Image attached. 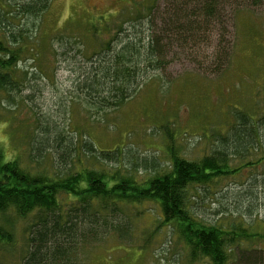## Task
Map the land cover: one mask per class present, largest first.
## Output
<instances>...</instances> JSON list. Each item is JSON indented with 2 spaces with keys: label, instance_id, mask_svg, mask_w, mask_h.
<instances>
[{
  "label": "rangeland",
  "instance_id": "obj_1",
  "mask_svg": "<svg viewBox=\"0 0 264 264\" xmlns=\"http://www.w3.org/2000/svg\"><path fill=\"white\" fill-rule=\"evenodd\" d=\"M31 1L0 0V10L10 12L6 19L12 21L11 30L25 31L29 48L37 45V51L18 65L21 93L16 96L17 106L0 94V144L7 157L17 159L22 167L50 176L66 170L69 165L59 159L60 146L54 140L57 128L68 139L82 132L86 142L92 139L99 150L116 154L106 161L98 152L83 151L74 159L78 171L119 170L143 182L170 172L174 156L200 161L219 150L222 140H233L238 114L254 121L264 118V3L238 12L229 22L234 28L226 40L233 43L234 51L221 73H213L219 55H212L215 43L205 47L208 60L198 55V63L189 62L176 45L166 71L147 75L140 92L117 110L102 111L86 105L80 84L99 59L93 54L104 48L111 34L118 33L121 25L132 28L129 1L52 0L44 15L30 18L22 8ZM169 1L160 0L161 11ZM119 13L125 14L120 17ZM101 18L103 27H108L102 37L88 33L86 27ZM127 36L136 34L128 30L115 39L113 49ZM231 154L229 166L245 164V147ZM258 176L262 180L264 167ZM245 178L244 172L215 184L209 192L195 191L200 217L217 225L256 220L253 231L264 229V189H254L258 208L247 215L245 196L253 180L245 183ZM112 219L126 222L130 235L121 240L111 234L84 245L78 253L79 264H208L191 260L173 228L162 223L160 208L154 203L129 207ZM32 222L33 216L20 218L12 209L0 215V225L12 235L10 243H0V264H24Z\"/></svg>",
  "mask_w": 264,
  "mask_h": 264
},
{
  "label": "trees",
  "instance_id": "obj_2",
  "mask_svg": "<svg viewBox=\"0 0 264 264\" xmlns=\"http://www.w3.org/2000/svg\"><path fill=\"white\" fill-rule=\"evenodd\" d=\"M51 1L26 2L23 14L38 18L48 11ZM128 1L132 28L121 25L118 33L111 34L104 48L93 54L99 59L80 84L86 92L84 101L91 108L117 110L131 100L140 92L147 75L166 71L176 45L189 62L198 63V55L204 62L208 60L205 47L215 43L212 55H219L213 63L216 65L213 73H221L234 51L233 43L226 40L234 28L229 22L235 20L238 12L264 3V0H170L161 11L160 0ZM7 15L10 12L0 10V94L6 96L8 104L17 106L16 96L21 93L18 65L37 51V45L29 48L30 37L23 30H11L12 21L6 19ZM104 23L101 18V22L89 25L86 30L102 37L108 29L106 25L103 27ZM128 30L136 36H127L113 49L115 39ZM216 34L219 37L214 39ZM225 42L228 46L223 47ZM237 120L233 140H222L219 150L200 161L174 156L170 172L143 182L130 172L75 169L74 159L83 151L98 152L106 161L116 155L99 150L92 139L86 142L82 132L76 131L68 139L55 128L59 159L69 166L52 176L22 167L17 159L7 157L0 144V215L12 209L20 218L33 216L29 227L30 251L24 264H79L78 253L84 245L102 241L111 234L121 240L127 238L129 225L115 223L110 218L146 202L159 206L162 223L173 228L192 261L264 264V229L253 231L256 220L217 225L201 218L195 208L199 198L195 191L204 188L209 192L215 184L240 177L244 172L245 183L253 180L245 196V211L252 216L258 208L259 198L254 189H264V177L261 180L258 176L264 167V118L254 121L240 113ZM243 147L245 164L229 166V157L234 155L231 153ZM239 202H242L240 197ZM11 241V233L0 225V243Z\"/></svg>",
  "mask_w": 264,
  "mask_h": 264
}]
</instances>
